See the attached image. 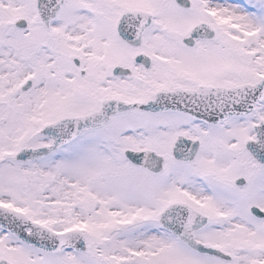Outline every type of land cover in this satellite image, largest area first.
<instances>
[{
	"label": "snow or ice",
	"instance_id": "obj_1",
	"mask_svg": "<svg viewBox=\"0 0 264 264\" xmlns=\"http://www.w3.org/2000/svg\"><path fill=\"white\" fill-rule=\"evenodd\" d=\"M0 264H264V0H0Z\"/></svg>",
	"mask_w": 264,
	"mask_h": 264
}]
</instances>
